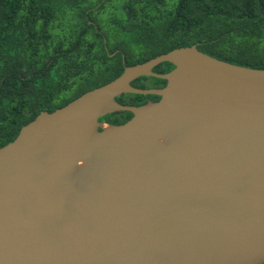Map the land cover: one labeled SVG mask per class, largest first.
Listing matches in <instances>:
<instances>
[{
	"label": "water",
	"instance_id": "obj_1",
	"mask_svg": "<svg viewBox=\"0 0 264 264\" xmlns=\"http://www.w3.org/2000/svg\"><path fill=\"white\" fill-rule=\"evenodd\" d=\"M0 264H264V69L183 47L40 113L0 148Z\"/></svg>",
	"mask_w": 264,
	"mask_h": 264
},
{
	"label": "trees",
	"instance_id": "obj_2",
	"mask_svg": "<svg viewBox=\"0 0 264 264\" xmlns=\"http://www.w3.org/2000/svg\"><path fill=\"white\" fill-rule=\"evenodd\" d=\"M198 49L264 69V0H0V148L40 113L53 112L174 49ZM168 62L154 68L165 74ZM167 81L140 77V88ZM155 95L123 94L140 106ZM131 112L101 118L126 123Z\"/></svg>",
	"mask_w": 264,
	"mask_h": 264
}]
</instances>
